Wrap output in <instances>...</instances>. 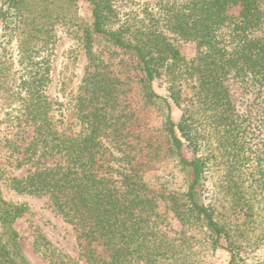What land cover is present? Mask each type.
Here are the masks:
<instances>
[{
    "label": "trees",
    "instance_id": "1",
    "mask_svg": "<svg viewBox=\"0 0 264 264\" xmlns=\"http://www.w3.org/2000/svg\"><path fill=\"white\" fill-rule=\"evenodd\" d=\"M80 2L91 21L80 25L87 65L76 97L79 131L69 133L54 124L41 54L57 25L76 24ZM118 2L0 0V99L17 111L12 148L18 166L30 167L13 188L50 198L74 228L81 261L44 239L35 246L51 264H204L202 244L239 264L241 250L264 241V142H253L230 82L264 102V0H165L138 25L121 23ZM171 37L196 43L197 56L185 59ZM157 80L168 98L155 92ZM189 83L195 102L176 121ZM218 157L237 177L231 208L242 221H221L206 203ZM170 165L184 182L183 192L167 195L183 227L174 237L159 212L165 196L147 180ZM24 213L0 198V264H29L13 229Z\"/></svg>",
    "mask_w": 264,
    "mask_h": 264
},
{
    "label": "rangeland",
    "instance_id": "2",
    "mask_svg": "<svg viewBox=\"0 0 264 264\" xmlns=\"http://www.w3.org/2000/svg\"><path fill=\"white\" fill-rule=\"evenodd\" d=\"M163 1L165 0H119L121 23L138 25L145 20L147 12L159 11ZM232 12L238 14V8L236 7ZM76 16L75 25L60 24L55 27L53 43L41 54V59L48 62L50 69V81L46 93L52 103L54 124L57 130L69 133L79 131L75 108L76 97L87 65L80 25L82 22L90 23L91 21L88 4L80 2ZM171 38L185 59L191 61L197 56L196 43ZM193 86L191 83L184 86L183 94L186 101L180 108H174L176 121L181 119L185 107L195 102ZM154 90L163 97L169 96L163 80L155 81ZM230 91L240 113L243 117L249 118L250 133L257 139L253 142L257 143V148L261 147L264 142V102L259 99L257 92L253 89L246 90L237 81L230 82ZM16 115L17 111L9 108L0 99V198L7 203L25 208L24 215L13 224L23 254L29 264H51L35 246L37 242L44 239L73 259L81 261V248L74 228L53 206L50 198L20 193L13 188L14 183L24 180L30 171L28 166H18L19 156L12 148L14 127H18L14 119ZM183 152L185 157H193L191 148H185ZM223 161L226 159L218 157L207 175L206 203L214 205L221 221L227 219L242 221L244 216L231 208L232 197L229 184L231 180L236 181L237 177ZM48 165H53V162H49ZM147 180L153 190L160 191L159 195L165 196L159 199V212L165 218L166 231L174 237L176 233L183 230V227L170 210L167 195L171 191L183 192V175L177 167L170 165L167 171H159L148 176ZM261 243L259 246L241 250L239 264H264V241ZM201 245L197 246V248L201 247L197 251V258L204 264H228L230 261V255L225 250L212 251Z\"/></svg>",
    "mask_w": 264,
    "mask_h": 264
}]
</instances>
